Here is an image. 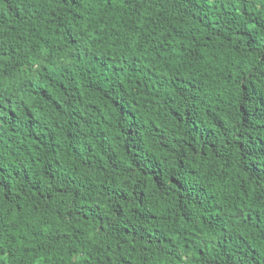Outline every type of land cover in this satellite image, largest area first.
Masks as SVG:
<instances>
[{"label": "trees", "instance_id": "obj_1", "mask_svg": "<svg viewBox=\"0 0 264 264\" xmlns=\"http://www.w3.org/2000/svg\"><path fill=\"white\" fill-rule=\"evenodd\" d=\"M0 264H264V0H0Z\"/></svg>", "mask_w": 264, "mask_h": 264}]
</instances>
